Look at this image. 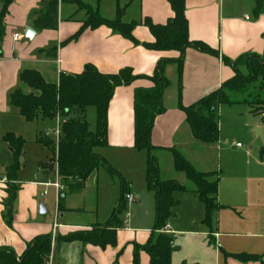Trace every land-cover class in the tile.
I'll list each match as a JSON object with an SVG mask.
<instances>
[{"label": "crops", "instance_id": "obj_1", "mask_svg": "<svg viewBox=\"0 0 264 264\" xmlns=\"http://www.w3.org/2000/svg\"><path fill=\"white\" fill-rule=\"evenodd\" d=\"M41 1L14 0L9 5L3 20L4 35L0 43V137L11 132L9 123L12 121L8 119L20 117L10 106L9 96L20 87L18 76L22 70H35L45 82L57 84L60 73L76 75L88 64L102 74H115L122 69L130 68L138 79L130 85L115 89L106 109V145L93 148V152L123 177L129 186L128 195L131 200L128 202H136L138 198L144 197L147 190L145 183L147 153L133 148V92L136 88L152 86L146 77L152 75L159 61L175 60L180 56L174 51L157 52L145 49L142 44L152 43L153 37L143 25V20L149 19L153 24L164 25L173 18L170 5L167 0H127L123 4L120 0H114V17L107 18L100 15V0H80L90 5L105 19L119 17L121 21L118 15L121 7H124L121 15L126 14L132 7L130 21L121 22L137 23L132 35L138 44H133L105 26L87 28L77 34L87 16L86 12L79 10L71 0H58V22L54 30L37 31L33 25L35 16L32 13L40 9ZM184 8L188 39L191 42L203 43L214 53L187 48L183 54L180 79L175 63H169L164 69V76L169 81V86L162 94L164 111L154 120L150 142L156 149L152 155L157 159L160 153L169 154L171 163L170 150L177 151L185 158L183 153L194 139L179 103L187 107L230 79L233 70L231 65L224 63V60L234 62L242 55L261 56L264 53V13L254 15L253 0H247L246 4H241L239 0H184ZM249 10L253 13V19L247 13ZM26 27L34 31L31 39L24 37ZM15 35L18 36L17 39L14 38ZM51 49L56 51L53 58L47 56V52ZM238 70L244 72L243 74L247 72L243 66L238 67ZM94 111L96 116L95 108ZM10 155L8 161L11 165L13 161L11 152ZM52 174L56 175V168ZM42 184L44 182L36 181L30 185L42 186ZM65 185L70 194L78 195V199H83L85 194H91L90 202H114L104 222L115 208L120 193V184L114 182L106 170L101 169L90 175L80 191L70 189L71 181L66 184L61 182L60 186L63 188L61 191L53 187L58 200L66 195L63 192ZM232 190L235 192L234 188ZM243 194L247 195L245 190ZM5 196L4 185L0 183V249H10L17 255H20L35 237L42 234L50 233L51 236L54 234L56 238L74 232L90 231L94 226L104 223L97 220V211L91 213L88 211L87 215V217L93 216L96 220L73 223L67 218L82 209L70 206H61L58 209L57 205L54 218L47 222L42 218H36L35 202L31 200L15 202V198L11 223L8 225L2 206ZM217 202L219 204L218 189ZM16 203L20 204L22 211L19 216H13L14 209L17 208ZM255 205L264 208L262 201L257 198ZM168 225L171 235L181 232L172 229L169 223ZM257 226L255 233H223L219 236L217 232H213L211 242L214 246L216 243L219 245V264H264V219H261ZM124 228L117 232L116 246H108L104 250L78 241L59 242L55 241V238L51 239L47 264H131L133 243L144 244L148 234L145 233L137 238L132 229L128 226ZM204 234L194 232L181 236L180 240L184 244L180 248L184 249L175 248L171 256V264H200L197 259L187 257V252L194 250L190 241L198 237L197 235ZM186 236L191 237L190 240H186ZM223 253H245L259 258L255 261L240 262L231 257H224ZM148 262V256L141 253L140 264H148Z\"/></svg>", "mask_w": 264, "mask_h": 264}, {"label": "trees", "instance_id": "obj_2", "mask_svg": "<svg viewBox=\"0 0 264 264\" xmlns=\"http://www.w3.org/2000/svg\"><path fill=\"white\" fill-rule=\"evenodd\" d=\"M13 1L0 0V43L4 35L3 20ZM71 1L79 10H84L87 16L77 34L87 28L95 29L105 26L129 42L138 44L132 35L137 23H123L119 17L105 19L90 5L80 0ZM167 1L173 12V18L164 25L153 24L149 19H144L143 25L151 33L153 42L143 43L142 46L157 52L174 51L180 56L175 60L159 61L152 75L146 77L152 86L136 88L133 92V148L147 153L145 183L147 191L153 195L154 217L152 229L145 243L142 245L133 243L131 264H140L141 253L148 256V264H171V256L175 251L173 237L171 234L164 233L163 229L169 223L177 204L173 194L187 191L185 186L174 180L160 179L158 162L152 155L156 149L151 145L150 135L155 118L164 111L162 94L169 86V81L164 76V69L169 63H175L180 79L183 54L187 48L214 53L203 43L191 42L188 39L184 0ZM253 1L254 15L263 14L264 0ZM32 15L35 16L33 25L37 31L54 30L58 22V0H42L40 9L34 11ZM55 52V49H51L47 52V56L53 58ZM224 63L232 67L233 76L230 79L187 107L179 103V108L185 115L186 124L194 140L202 144L218 143V108L221 105L245 104L252 114H264V53L261 56L242 55L234 62L224 60ZM240 66L245 67L246 74L238 70ZM137 79L138 77L130 68L122 69L115 74H102L89 64L76 75L60 73L57 84L45 82L40 73L32 69L20 72L18 76L20 87L10 94L9 104L26 123L36 120H58L57 140L49 134L38 133L36 137V143L44 146L50 153L49 163H55L57 178L63 184L71 181L72 191L82 190L90 175L99 168H103L111 176L119 179V197L106 222L94 226L90 231L57 236L55 241H78L102 250L108 246H116L117 232L123 228L121 214L125 210L129 186L103 158L93 152V148L106 145V109L115 89L130 85ZM90 107L96 110L95 132L89 130L84 119L85 112ZM1 141L7 145L13 157L12 164L5 168L6 181L3 185L6 196L2 200L4 217L9 225L12 206L18 191L16 173L25 141L12 133L4 134ZM170 152L174 170L184 175L192 186L191 192L204 207L201 223L206 227L208 241L211 242L214 215L222 208L217 202L219 174L218 172H199L177 151L170 150ZM46 165H40V167H44L45 172L48 173ZM57 207L61 208L60 199ZM50 251L51 234H42L28 243L20 255L10 249H0V264H47ZM223 255L240 262L255 261L259 258L245 253H223Z\"/></svg>", "mask_w": 264, "mask_h": 264}, {"label": "rangeland", "instance_id": "obj_3", "mask_svg": "<svg viewBox=\"0 0 264 264\" xmlns=\"http://www.w3.org/2000/svg\"><path fill=\"white\" fill-rule=\"evenodd\" d=\"M126 1L120 0L121 4ZM239 1L241 4L247 3V0ZM114 10V0H100L101 16L114 17ZM122 10H124V7H121L120 14H118L121 21H130L132 7L128 9L126 14L121 15ZM247 13L253 19L251 10ZM86 112L88 113L86 114ZM86 112L84 119L89 130L95 132L96 116L94 115V108H88ZM92 114L93 116H91ZM218 116L219 143L208 145L193 139L191 145L186 148L187 151L183 154L195 170L199 172H218L219 174L218 200L222 208L214 215L213 232H217L219 236H222L223 233H255L257 231L256 227H258L257 224L261 222V219H264V208L255 205L256 198L262 201L264 205V114H252L247 105L234 104L221 105ZM8 120L12 121L9 123L10 133L15 137H21L25 141L21 156L23 162L22 164L19 163V169L16 173L18 191L15 202H30V200L35 202L36 218H42L50 222L57 212L58 196L56 191L52 186H31L30 184L36 181L44 183L48 181L49 184L57 182L61 185L55 174H47L45 168L40 167V165H48L51 155L44 146L36 143L38 133L49 134L55 140L53 130L57 128L58 120H36L32 123H26L20 117H11ZM257 129L261 130L260 136L256 135ZM1 137L0 178L4 176L5 168L9 164V156L11 158L9 148L1 141ZM237 143L240 144V148L236 147ZM157 162L160 168L161 180H174L185 186L187 190L173 194V199L177 204L173 209L169 224L172 229L181 231L179 234L172 235L173 247H182L184 242L182 243L180 240L181 236L194 232L205 233L204 235H197L198 237H194L190 241L194 250L191 249L190 252H187V257L197 259L200 264H219V245L216 243L214 246L212 242L208 241L206 235L208 231L201 223L204 217V207L191 192V184L183 174L174 170L169 154L160 153ZM99 169L104 170L103 168ZM111 178L114 182L119 183L116 176H111ZM65 186L63 192L66 195H63V198L60 199L61 206L82 209L79 213L70 215L67 218L68 221L71 220L73 223L81 221V223H84L91 219L96 220L93 216L87 217L88 211L90 213L97 211V220L101 223L107 219V213H109L108 211L114 202H90L91 194H85L83 199H78V195L76 193L70 194L67 185ZM233 188L235 192L232 190ZM243 190L246 191L247 195L243 194ZM144 194V197L138 198L136 202L126 200L125 210L121 214L122 222H124L126 215L129 216L127 226L132 229L137 238L145 233L148 234L153 226V195L147 190ZM40 205L47 213H38ZM16 206L13 216H19L22 212L20 204L16 203ZM28 213L26 212V214ZM124 226L126 227L123 223L122 229H125ZM185 238L190 240L191 237L186 236ZM198 251L201 252L198 254ZM183 254L186 255L185 251H183ZM123 258L124 256L121 258V262Z\"/></svg>", "mask_w": 264, "mask_h": 264}, {"label": "built area", "instance_id": "obj_4", "mask_svg": "<svg viewBox=\"0 0 264 264\" xmlns=\"http://www.w3.org/2000/svg\"><path fill=\"white\" fill-rule=\"evenodd\" d=\"M245 19H247V17H245ZM17 37H18L17 35L14 36L15 39H17ZM53 134H54L55 139L57 140V138H58V134H59L58 125H57V128L53 130ZM236 147H240V144H236ZM5 181H6L5 176H3L2 178H0V183H1V184H4ZM42 185H43V186H46V187H47V186H52V187H54L57 191H61V190L63 189V188H62L57 182H55V183H53V184L44 183V184H42ZM126 200H127V201H130V200H131V197H130L129 195H126ZM128 218H129V216L126 215V216H125V219H124V222H123V223L126 225V227H127V224H128ZM55 227H56V225H54V228H55ZM163 232H164V233H167V234H170V227H169L168 224L164 227ZM54 238H55V235L52 234L51 239L54 240Z\"/></svg>", "mask_w": 264, "mask_h": 264}, {"label": "water", "instance_id": "obj_5", "mask_svg": "<svg viewBox=\"0 0 264 264\" xmlns=\"http://www.w3.org/2000/svg\"><path fill=\"white\" fill-rule=\"evenodd\" d=\"M34 35V31L31 28L26 27L24 30V37L31 39V37ZM256 135L260 136L261 135V130L257 129L256 130ZM23 159L20 157L19 158V163L22 164ZM55 170V163L54 162H50V164L47 166V172L49 174H52ZM46 212V210L40 205L39 209H38V213L39 214H44ZM174 217V216H173Z\"/></svg>", "mask_w": 264, "mask_h": 264}]
</instances>
